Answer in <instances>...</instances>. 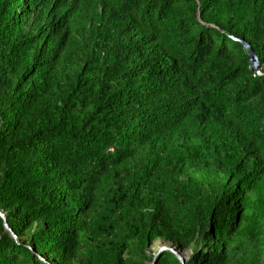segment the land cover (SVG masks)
<instances>
[{
    "label": "trees",
    "instance_id": "obj_1",
    "mask_svg": "<svg viewBox=\"0 0 264 264\" xmlns=\"http://www.w3.org/2000/svg\"><path fill=\"white\" fill-rule=\"evenodd\" d=\"M0 215V264H264V0H0Z\"/></svg>",
    "mask_w": 264,
    "mask_h": 264
},
{
    "label": "water",
    "instance_id": "obj_2",
    "mask_svg": "<svg viewBox=\"0 0 264 264\" xmlns=\"http://www.w3.org/2000/svg\"><path fill=\"white\" fill-rule=\"evenodd\" d=\"M230 37L234 40V41H237V42H240L246 52V55H247V58H248V61H249V65H250V69L254 72H259V69H260V63H259V60H258V57L256 55V53L254 52L253 48L249 45V43L247 41H245L243 38H237V37H234L232 35H230ZM3 220H4V227L6 230H9L12 232L11 228L8 227L7 223H6V220L5 218L3 217V215H0ZM13 233V232H12ZM162 250H170L171 252H173L177 258L180 260V262L183 264L184 263V259L181 258L179 255H177V252L174 250V249H171L169 247H161L158 249V251H156V253L154 254V256H156L160 251Z\"/></svg>",
    "mask_w": 264,
    "mask_h": 264
},
{
    "label": "rangeland",
    "instance_id": "obj_3",
    "mask_svg": "<svg viewBox=\"0 0 264 264\" xmlns=\"http://www.w3.org/2000/svg\"><path fill=\"white\" fill-rule=\"evenodd\" d=\"M169 247L171 249H174L173 247H170L169 244L167 242H164V241H161V240H157L155 241L151 247H150V250H153V251H158L159 248L161 247ZM176 252H177V255H179L181 258H183L184 260L188 257L189 255V251L188 250H183V251H180V250H176L174 249Z\"/></svg>",
    "mask_w": 264,
    "mask_h": 264
}]
</instances>
